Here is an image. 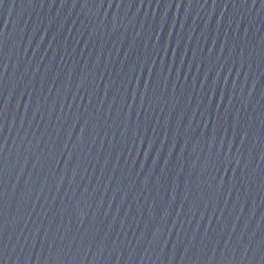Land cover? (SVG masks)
Instances as JSON below:
<instances>
[{"label":"water","instance_id":"1","mask_svg":"<svg viewBox=\"0 0 264 264\" xmlns=\"http://www.w3.org/2000/svg\"><path fill=\"white\" fill-rule=\"evenodd\" d=\"M0 264H264V0H0Z\"/></svg>","mask_w":264,"mask_h":264}]
</instances>
